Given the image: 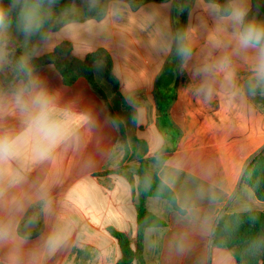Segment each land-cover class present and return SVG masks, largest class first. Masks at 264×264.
<instances>
[{
    "label": "crops",
    "instance_id": "obj_1",
    "mask_svg": "<svg viewBox=\"0 0 264 264\" xmlns=\"http://www.w3.org/2000/svg\"><path fill=\"white\" fill-rule=\"evenodd\" d=\"M166 2L100 0L97 9L89 10L86 0H74L61 14V27L53 32L50 45L32 56L48 54L63 42L72 45L73 59L82 60L92 52L107 50L113 59L119 96L112 93L104 79L103 62L96 63L94 73L104 97L84 77L68 86L53 65L34 68L67 114L78 141L75 148L59 150L54 160L28 170L30 183L49 184L52 205L50 213L40 214L30 229L15 264H117L122 253L112 230L128 235L135 246L137 184L133 186L115 172L119 165H133L138 151L130 116L122 102L139 113L137 134L147 142L149 158L157 154V142L162 140L164 149L172 151L168 159L187 161L172 190L176 200L189 195L196 184L213 187L217 196L215 202L197 201L200 217L209 219L207 227L181 218L179 209L167 200L149 199L148 210L164 219L166 225L146 230L145 264H241L235 250L214 244L213 235L225 216L264 213V201L256 197L248 183L258 173L251 168L254 160L264 157V101L243 109L224 103L202 107L186 95L188 75L181 74L171 57L158 55L154 48L159 15L164 25L173 29L178 26L176 14L169 12ZM259 2L260 14L264 15V3ZM256 3L253 0L254 7ZM136 24L148 25L143 42L135 36ZM11 40L25 55L24 41L14 36ZM38 43L34 37L28 44L29 52ZM7 73L6 66L0 72V84L5 83ZM110 110L127 129L128 159ZM8 123L14 121L9 118ZM202 168L211 170L210 180L200 177ZM54 233L63 238L54 250H49L45 241ZM11 256L8 248H0V264H13Z\"/></svg>",
    "mask_w": 264,
    "mask_h": 264
},
{
    "label": "clouds",
    "instance_id": "obj_2",
    "mask_svg": "<svg viewBox=\"0 0 264 264\" xmlns=\"http://www.w3.org/2000/svg\"><path fill=\"white\" fill-rule=\"evenodd\" d=\"M56 3L0 0V72L6 66L11 72V79L0 84V248L10 250L13 264L30 229L40 214L50 213L52 205L49 184L30 183L28 170L54 160L59 150L75 148L78 141L67 114L31 64L32 56L41 54L54 37ZM86 6L95 10L100 0H86ZM260 6L259 0L255 7L253 0H167L165 7L176 14L178 26H158L154 48L188 75L184 91L192 101L202 107L224 103L242 109L264 101V15ZM182 14L187 15L183 24L179 21ZM13 33L23 37L26 46L34 37L39 43L12 60L9 43ZM9 118L14 124L8 123ZM138 119L137 112L132 120ZM112 123L119 126L121 121L113 119ZM163 143L157 142L161 187L173 190L187 161L165 158ZM199 175L210 180L212 173L202 168ZM216 198L213 187L196 184L189 195L177 197L181 218L207 227L209 219L200 217L197 201L215 202ZM62 238L54 233L45 245L54 250Z\"/></svg>",
    "mask_w": 264,
    "mask_h": 264
},
{
    "label": "trees",
    "instance_id": "obj_3",
    "mask_svg": "<svg viewBox=\"0 0 264 264\" xmlns=\"http://www.w3.org/2000/svg\"><path fill=\"white\" fill-rule=\"evenodd\" d=\"M73 2L74 0H57L54 8L57 23L52 26V32L61 27V14ZM186 18L187 15L182 14L179 17L180 23H185ZM71 52L72 45L68 42H63L52 52L32 58L31 64L34 68L53 65L62 75L64 84L68 86L73 85L78 78L84 77L93 89L100 96L104 97L94 73L96 63L103 62L105 65L104 79L111 85L112 93L119 96V82L114 75L113 59L109 51L100 49L90 53L82 60L71 58ZM22 55L23 52L20 46L14 40H11L9 43L10 59L15 60ZM10 79L11 72L8 71L5 83ZM122 103L125 111L130 116L132 129L134 130L133 140L137 144L138 151L133 159V165H119L115 172L124 176L133 186L137 184L138 233L136 244L132 246L130 238L125 233L115 230H112L111 233L117 239L122 253L117 264H145L143 240L146 230L151 227H164L166 225L164 219L148 210V200L151 198L167 200L177 210L178 205L174 192L162 189L161 187V178L159 176L161 163L158 159V153L154 157L149 158L148 144L143 139H140L137 134V120H132V116L137 112L124 102ZM109 112L112 119L121 121L118 116L114 115L113 110ZM118 128L126 152V158L128 159L130 140L128 139L127 129L122 121ZM171 153V150L164 149L165 158H168ZM251 168L258 170V173L248 183L253 188L256 197L260 201H264V157L260 156L256 158ZM213 242L218 246L235 250L236 258L241 264H264V213L251 211L223 217L216 226Z\"/></svg>",
    "mask_w": 264,
    "mask_h": 264
},
{
    "label": "rangeland",
    "instance_id": "obj_4",
    "mask_svg": "<svg viewBox=\"0 0 264 264\" xmlns=\"http://www.w3.org/2000/svg\"><path fill=\"white\" fill-rule=\"evenodd\" d=\"M263 1L264 3V0H261ZM143 16V15H142ZM142 16L140 18H142ZM164 25L163 23V17L161 15H159V20H158V26H162ZM136 32H135V36H139V39L143 42L147 39V37L145 36V29H146V26H148L147 24H136ZM13 36L15 38H18L21 42H23V37L13 33ZM23 48H24V52L25 54L29 52V49H28V45L26 46L25 44L23 45ZM135 157V156H134ZM133 157V159H134ZM132 159V160H133ZM134 164V163H133Z\"/></svg>",
    "mask_w": 264,
    "mask_h": 264
}]
</instances>
